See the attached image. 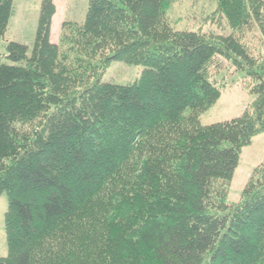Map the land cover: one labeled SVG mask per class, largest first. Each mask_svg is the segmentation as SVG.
Returning a JSON list of instances; mask_svg holds the SVG:
<instances>
[{
    "label": "trees",
    "instance_id": "1",
    "mask_svg": "<svg viewBox=\"0 0 264 264\" xmlns=\"http://www.w3.org/2000/svg\"><path fill=\"white\" fill-rule=\"evenodd\" d=\"M176 1L88 0L54 44L55 2L41 0L31 53L0 52V264H264V160L227 204L243 148L264 133V54L246 42L253 26L264 42V0H216L224 36L173 29ZM11 13L0 0V42ZM223 61L255 100L203 126ZM113 62L140 78L103 83Z\"/></svg>",
    "mask_w": 264,
    "mask_h": 264
},
{
    "label": "rangeland",
    "instance_id": "2",
    "mask_svg": "<svg viewBox=\"0 0 264 264\" xmlns=\"http://www.w3.org/2000/svg\"><path fill=\"white\" fill-rule=\"evenodd\" d=\"M56 13L52 20L50 40L58 44L63 21L82 23L88 6V0H54ZM41 0H12V13L4 40L0 42V52L6 54L5 45L15 42L25 45L31 53L38 24ZM169 25L177 31H199L205 34H231L216 0H177L166 13ZM246 38L250 47L259 48L264 54V42L257 27L249 31ZM247 35V37H248ZM248 39V40H247ZM262 45V47H261ZM9 64L7 59L2 60ZM19 66L23 64H18ZM143 67L113 62L101 76L103 83L130 85L141 76ZM214 80L221 87L217 102L200 115L203 126L229 121L251 109L255 97L244 87L245 76L234 71L230 63L223 61L221 67L212 72ZM264 160V133L255 136L251 144L243 148L238 166L229 186L227 204L239 202L243 188L252 171ZM8 208V196H0V258L7 256L4 216Z\"/></svg>",
    "mask_w": 264,
    "mask_h": 264
},
{
    "label": "crops",
    "instance_id": "3",
    "mask_svg": "<svg viewBox=\"0 0 264 264\" xmlns=\"http://www.w3.org/2000/svg\"><path fill=\"white\" fill-rule=\"evenodd\" d=\"M54 19V18H53Z\"/></svg>",
    "mask_w": 264,
    "mask_h": 264
}]
</instances>
